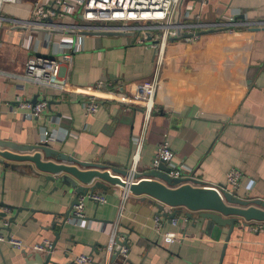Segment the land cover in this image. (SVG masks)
<instances>
[{
	"label": "crops",
	"instance_id": "0c3cea01",
	"mask_svg": "<svg viewBox=\"0 0 264 264\" xmlns=\"http://www.w3.org/2000/svg\"><path fill=\"white\" fill-rule=\"evenodd\" d=\"M35 1L0 10V141L46 144L75 164L125 172L126 181L136 182L151 170L166 137L186 182L264 201V0H186L189 32L182 35L194 36L170 38L160 49L150 34L144 43L81 34L87 24L79 14L25 25L23 9ZM62 23L78 28L51 27ZM63 52L70 55L59 74L66 91L25 79L29 59H60ZM154 78L159 84L147 116L142 99ZM98 82L104 86L96 93L99 109L86 114L89 87ZM39 101L47 105L36 119L23 103ZM0 159V234L25 246L0 243V264H35L38 254L36 264H75L79 255L91 256L86 264L219 263L227 227H193L180 209L176 225L160 217L159 234V203L148 196L128 193L125 199L123 188L105 183L93 192L106 199L99 203L47 181L49 174L30 162ZM232 169L241 173L234 190L226 183ZM76 198H85L83 220L72 217ZM251 224L235 225L222 264H264V223L256 231ZM44 240L53 244L50 253L32 249ZM118 241L126 243L125 254Z\"/></svg>",
	"mask_w": 264,
	"mask_h": 264
},
{
	"label": "built area",
	"instance_id": "2783aa9c",
	"mask_svg": "<svg viewBox=\"0 0 264 264\" xmlns=\"http://www.w3.org/2000/svg\"><path fill=\"white\" fill-rule=\"evenodd\" d=\"M25 0H0V10L3 4H9L16 10L20 9ZM186 0H37L34 3L24 7L23 19L20 21L25 25L33 24H46L49 20L53 19H67L79 14L81 20L86 23L87 28L91 30L92 23L103 22L104 26H93L95 29H122L135 31L139 30L143 33V37H139L138 41L144 43L148 36L152 35L151 42L154 47H160L170 38L179 37L183 32L188 33V25L185 23L188 9L185 7ZM125 22L122 27H117L115 22ZM3 22V18L0 16V28ZM127 22L144 23L143 26H128ZM53 24V28L56 29H74L78 28L76 25H63ZM61 27V28H60ZM83 29V27H82ZM92 29V30H95ZM152 32V33H151ZM150 34V35H149ZM194 36V33H191ZM191 36V37H192ZM190 39V37H189ZM150 40V38H149ZM148 40V41H149ZM150 40V41H151ZM156 43V41H158ZM147 41V42H148ZM70 55L66 52L61 54V58L50 57H33L27 61L26 71L24 74L25 79L39 85H46L58 89L59 91H66L67 83L60 78V66L62 60H69ZM158 79L154 78L148 84L147 97L142 99V105L148 114L154 108V96L158 87ZM104 86L102 82L95 83L89 87L91 89L88 93L87 99L84 101V110L86 114H94L98 111L99 105L97 100L98 94L103 90ZM98 93V94H96ZM116 99L121 101H127L125 97L118 95ZM125 99V100H124ZM132 101V99H130ZM46 101H39L36 104L23 103V106L31 111V115L39 119L42 111L46 108ZM44 134L46 132L44 131ZM166 136V135H165ZM137 144V151L135 153L134 163L138 161V155L140 147ZM165 164L169 169L168 176L173 179H184L183 166L178 165L175 161V154L169 146V143L165 139L158 145L155 157L152 162V169H156L160 164ZM241 173L237 170H230L227 174V186L232 190L237 189L240 183ZM139 179L136 180L138 182ZM123 196L126 199L128 193L125 191ZM88 198L104 203L106 199L101 195H90ZM84 200L85 198H79L78 203L72 210V217L83 220L84 214ZM165 212V211H164ZM170 213V212H169ZM161 216L154 218V224L156 231L161 232ZM171 224L176 225L177 218L170 220ZM253 230H259L261 225H251ZM167 238L168 233H163ZM0 243H9L12 247L17 249L24 248L22 241L10 236H4L0 234ZM53 244L49 240H44L41 243L32 246V249L39 253L48 254L52 250ZM125 254L126 249H120ZM75 264H86L92 262V258L89 255H79L75 258Z\"/></svg>",
	"mask_w": 264,
	"mask_h": 264
},
{
	"label": "water",
	"instance_id": "95a60500",
	"mask_svg": "<svg viewBox=\"0 0 264 264\" xmlns=\"http://www.w3.org/2000/svg\"><path fill=\"white\" fill-rule=\"evenodd\" d=\"M81 19V16H79ZM81 34L95 36H125L143 37L139 30L129 31L122 29H82ZM189 38L191 34L182 35ZM10 149V151H2ZM33 152V153H30ZM30 153V154H29ZM0 158L16 162H30L39 171L49 174L47 181H58L61 185L69 187L77 196H90L95 189H106L105 183L117 185L127 193L134 195H144L159 203L158 216L165 217L169 221L184 209L185 216L192 221V226L198 223L206 224L210 227H227V234L222 247L218 264L223 263L227 243L237 223L244 226L264 223V201L261 199L241 198L231 192L226 191V187L207 186L200 181L193 183L186 182L185 179H173L168 176L169 169L165 164H160L156 169H152L138 182H128L123 177L125 172L107 170L104 166L91 165L88 163H77L75 159L67 157L62 153H57L49 149L46 144L38 146H17L9 141H0ZM1 162V159H0ZM83 168H87L84 169ZM83 185H76L74 180ZM78 203L77 198L73 201V206ZM164 206L173 209L171 213L164 212ZM70 213L66 215L69 217ZM14 222V220H11ZM121 247L126 249L124 243ZM36 263L42 260L40 254L35 256ZM48 259V256L45 257Z\"/></svg>",
	"mask_w": 264,
	"mask_h": 264
},
{
	"label": "rangeland",
	"instance_id": "374dc122",
	"mask_svg": "<svg viewBox=\"0 0 264 264\" xmlns=\"http://www.w3.org/2000/svg\"><path fill=\"white\" fill-rule=\"evenodd\" d=\"M90 23H92V25L93 26H100V25H102V26H104V24H106V23H103V22H99V23H94V22H90ZM117 27H122L124 24H125V22H115L114 23ZM126 25H128V26H130V27H132V26H134V25H136V26H143V25H145L144 23H139V22H137V23H134V22H127L126 23Z\"/></svg>",
	"mask_w": 264,
	"mask_h": 264
}]
</instances>
